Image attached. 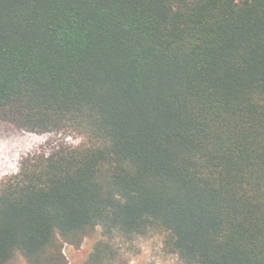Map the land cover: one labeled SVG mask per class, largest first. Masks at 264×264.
Listing matches in <instances>:
<instances>
[{
    "label": "trees",
    "instance_id": "trees-1",
    "mask_svg": "<svg viewBox=\"0 0 264 264\" xmlns=\"http://www.w3.org/2000/svg\"><path fill=\"white\" fill-rule=\"evenodd\" d=\"M0 120L81 138L0 181V264H264V0H0Z\"/></svg>",
    "mask_w": 264,
    "mask_h": 264
},
{
    "label": "rangeland",
    "instance_id": "rangeland-1",
    "mask_svg": "<svg viewBox=\"0 0 264 264\" xmlns=\"http://www.w3.org/2000/svg\"><path fill=\"white\" fill-rule=\"evenodd\" d=\"M80 141L79 136L57 131L29 132L0 120V181L16 173L28 156L51 154L63 146L77 145ZM100 238V234L89 237L79 248L66 245L68 264H84L89 251ZM109 241L122 264H181L177 256L165 251L163 237L156 233L133 238L116 234Z\"/></svg>",
    "mask_w": 264,
    "mask_h": 264
}]
</instances>
